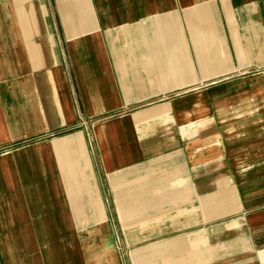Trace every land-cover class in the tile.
<instances>
[{
  "label": "crops",
  "instance_id": "1",
  "mask_svg": "<svg viewBox=\"0 0 264 264\" xmlns=\"http://www.w3.org/2000/svg\"><path fill=\"white\" fill-rule=\"evenodd\" d=\"M0 264H264V0H0Z\"/></svg>",
  "mask_w": 264,
  "mask_h": 264
}]
</instances>
